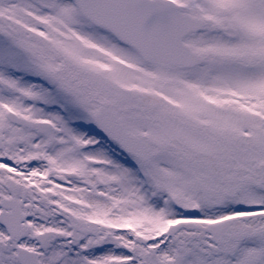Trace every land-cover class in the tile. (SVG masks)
I'll list each match as a JSON object with an SVG mask.
<instances>
[{
	"label": "snow or ice",
	"instance_id": "obj_1",
	"mask_svg": "<svg viewBox=\"0 0 264 264\" xmlns=\"http://www.w3.org/2000/svg\"><path fill=\"white\" fill-rule=\"evenodd\" d=\"M0 264H264V0H0Z\"/></svg>",
	"mask_w": 264,
	"mask_h": 264
}]
</instances>
